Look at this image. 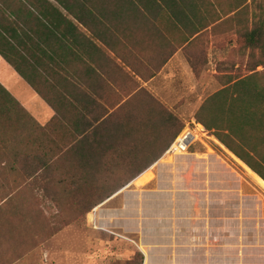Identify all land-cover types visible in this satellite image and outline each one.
Segmentation results:
<instances>
[{
	"label": "crops",
	"instance_id": "obj_1",
	"mask_svg": "<svg viewBox=\"0 0 264 264\" xmlns=\"http://www.w3.org/2000/svg\"><path fill=\"white\" fill-rule=\"evenodd\" d=\"M200 1L150 0L143 7L119 9L122 18L96 23L92 35L81 27L63 41L41 45L45 50L37 48L33 54L41 60L33 71L53 107L0 57L1 67L23 84L22 104L16 100L39 126L50 124L42 139L48 138L57 158L63 154L66 165L102 154L155 160L93 212L101 230L135 240L142 264H253L248 255L258 252L237 251L235 260L230 244L211 240L221 233L226 218L203 210L200 201L209 206L214 186H199L193 176L190 164L200 154L186 153L171 161L166 155L178 127L196 123L200 90L206 88L187 60L192 43L217 23L216 6ZM2 74L0 70V79L7 81ZM94 129L96 137L80 144ZM100 144L115 149L85 147ZM76 172L86 170L79 166ZM3 213L9 220L10 213L0 210V216ZM17 226L0 224V264H103L82 251H38L39 239L35 237V246L29 244L32 231ZM17 232L24 240L14 241ZM116 256L113 264H123L119 262L129 255Z\"/></svg>",
	"mask_w": 264,
	"mask_h": 264
},
{
	"label": "trees",
	"instance_id": "obj_2",
	"mask_svg": "<svg viewBox=\"0 0 264 264\" xmlns=\"http://www.w3.org/2000/svg\"><path fill=\"white\" fill-rule=\"evenodd\" d=\"M149 1L0 0V57L53 107L44 97L33 71L37 61H41L33 57L37 48L44 51L41 45L63 41L69 33L80 31L81 27L92 35L96 23L122 18L119 9L143 7ZM232 8L224 14L234 16L241 12L244 5ZM249 22L250 27L247 24L236 30L238 43L249 51L248 73L236 77L226 75L221 88L200 104L194 120L264 182V16H254ZM45 54L42 53L43 56ZM49 56L50 60H55L53 55ZM258 67L262 70L257 71ZM191 68L194 75L197 74L192 65ZM49 127L50 124L39 126L0 83L1 168L14 171L17 165L22 164L28 180H36L41 174L47 175L44 183L58 186L66 200L75 207L80 206L82 216L155 162L149 159L106 158V154H102V158H83L68 166L63 154L58 153L57 158L54 149L49 147L52 145L48 144V138L45 139ZM181 128L178 127L174 138ZM96 134L97 130L90 131L82 137L80 144L89 142ZM102 146L104 152L115 149L105 144L85 147L97 151ZM57 150L61 152L62 146ZM79 166L86 170L84 174L76 172ZM142 262V254L136 251L135 257L127 264Z\"/></svg>",
	"mask_w": 264,
	"mask_h": 264
},
{
	"label": "rangeland",
	"instance_id": "obj_3",
	"mask_svg": "<svg viewBox=\"0 0 264 264\" xmlns=\"http://www.w3.org/2000/svg\"><path fill=\"white\" fill-rule=\"evenodd\" d=\"M207 1L216 6L219 20L192 43L193 51L187 57L190 67L192 65L197 72L195 75L193 73L195 79H200L201 86L206 87L204 92L202 87L200 90L202 102L221 88L226 75L236 77L248 73L249 51L238 43L236 30L247 24L250 27L249 21L254 16H264V0ZM236 5H244L241 12L234 16L224 14ZM0 70L4 73L2 76L7 77V81L0 79V83L21 103L19 93L23 91V84L17 81L16 76L11 78L8 70L1 65ZM261 70V67L257 68V71ZM189 125L196 130L199 139L187 151L200 154L190 164L193 176L197 178V185L205 184L206 187L213 184L215 190L209 196L212 201L209 206L200 201L201 205L203 210L210 211V216L226 218L225 224L221 222V227H224L221 233L211 240L218 244L224 241L230 244V251H235V260L238 259L237 251H258L249 254V259L253 264H264V182L221 146L202 125ZM181 126L182 131L187 124ZM170 157L171 161L179 156ZM16 168L12 171L0 166V210L10 213L9 220H6V212L1 214L0 224L10 222L18 225L17 228L24 224L33 234L29 244L34 243L35 246V237L39 239L38 251H82L103 264H113L116 255L128 254L127 259L119 262L127 264L135 257L136 251H141L132 237L119 235V231L113 232L108 228L101 230L95 222L94 209L82 216L80 206L75 207L66 200L58 186L44 183L47 175L41 174L36 180H28L22 164ZM5 200L7 202L2 204ZM21 240L24 237L17 232L14 241ZM75 258L78 259L77 256Z\"/></svg>",
	"mask_w": 264,
	"mask_h": 264
},
{
	"label": "built area",
	"instance_id": "obj_4",
	"mask_svg": "<svg viewBox=\"0 0 264 264\" xmlns=\"http://www.w3.org/2000/svg\"><path fill=\"white\" fill-rule=\"evenodd\" d=\"M194 126L198 124L192 122ZM199 141L198 134L195 129H192L188 124L184 130L175 138L173 143L169 146L166 155L168 156H180L187 153L190 146Z\"/></svg>",
	"mask_w": 264,
	"mask_h": 264
},
{
	"label": "bare ground",
	"instance_id": "obj_5",
	"mask_svg": "<svg viewBox=\"0 0 264 264\" xmlns=\"http://www.w3.org/2000/svg\"><path fill=\"white\" fill-rule=\"evenodd\" d=\"M139 185V184H138Z\"/></svg>",
	"mask_w": 264,
	"mask_h": 264
}]
</instances>
